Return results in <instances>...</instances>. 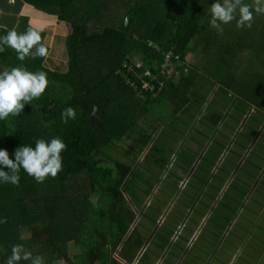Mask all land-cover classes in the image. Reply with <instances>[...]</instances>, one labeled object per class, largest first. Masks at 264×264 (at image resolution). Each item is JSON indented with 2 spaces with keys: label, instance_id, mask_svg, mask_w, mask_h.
Wrapping results in <instances>:
<instances>
[{
  "label": "trees",
  "instance_id": "trees-1",
  "mask_svg": "<svg viewBox=\"0 0 264 264\" xmlns=\"http://www.w3.org/2000/svg\"><path fill=\"white\" fill-rule=\"evenodd\" d=\"M18 1L24 5V16L44 15L68 26L67 70H49L46 58L28 56L21 62L11 48L0 53V71L23 64L29 71L46 72L49 81L45 93L20 116L0 121V149L14 159L17 147H34L36 139L52 137L61 138L66 149L62 171L55 178L37 183L21 170L18 186L0 183V220H7L0 223V264H6L14 244L42 256L45 264H71V245L79 250L74 264H118L112 258L116 249L125 242L137 251L144 238L137 235L133 245L135 211L129 206L141 214L139 227L155 226L156 203L144 206L155 183L169 185V190L160 191L170 200L179 183H186L196 192L184 188L181 196L191 203L202 193L206 206L215 199L210 188L225 182L218 171L237 167L234 158L239 153L230 149L223 133L235 126L224 118L239 123L252 105L264 112L257 76L264 70L263 15L254 16L251 30L237 29L233 21L223 25L221 34L208 24L213 0ZM43 26L33 19L15 27L19 32L31 27L44 41ZM136 54L142 63L138 68ZM196 54L203 58L187 61ZM167 62L170 66L163 68ZM147 69L152 77L144 75ZM144 83L151 88H144ZM229 105L239 115H225ZM67 107L75 109L76 118L64 123L60 114ZM243 136L236 142L249 156L264 150V138L250 151L252 139ZM223 153V165L213 175ZM226 198L243 205V194L231 191ZM188 201L178 200L174 206L187 207ZM227 206L221 203L217 219ZM159 232L157 240L163 236L160 228ZM163 238L164 243L169 239ZM127 252L122 250L119 257L131 262L133 256Z\"/></svg>",
  "mask_w": 264,
  "mask_h": 264
},
{
  "label": "crops",
  "instance_id": "crops-1",
  "mask_svg": "<svg viewBox=\"0 0 264 264\" xmlns=\"http://www.w3.org/2000/svg\"><path fill=\"white\" fill-rule=\"evenodd\" d=\"M0 8L12 13L11 15L0 17V24L6 25L8 28H10L9 24L16 26L25 20H38V17L24 16V5H21L18 0H15L14 4H9L8 0H0ZM53 20L56 21V19ZM38 21L43 22L40 18ZM240 106L242 107V105ZM256 108V106L252 105L248 114L243 116L239 123L233 119L231 120L230 117L224 118V122L229 121L230 125L235 126L234 130L223 131L225 138H227L226 144L230 146V149H236L239 155L234 158L237 165L236 168L228 169L229 172L227 173L218 171V176L222 177L225 182L220 186L215 187L214 185V188H210V195H215L214 201L205 203L206 206H203L201 193L195 205H193L194 202H191L187 207L180 208L182 210L181 214L172 211L174 204L166 207L162 203L157 204L155 202L156 207L154 209L158 215L154 216L155 226L150 229H147L148 225L146 223L143 228L139 227L141 214L137 212L138 215H136L135 213L134 216H138L135 217L137 221L134 222V226H136L135 233L137 234L133 237V245L136 246L137 235L144 238H142L143 240L140 239L142 244L138 246L137 251L130 249L131 245H124L125 242H123L114 252V254H117V258H113L114 254L112 255V258L118 264H213L212 262H215L216 257H212L210 260L208 258L206 262L204 260L206 259L205 255L209 253L210 246H213L214 243L216 244L214 252L218 253V250H220L219 241H216L218 234L224 240L234 234V252L228 264H236L239 259L243 260L244 255L242 252L245 250L249 253L253 252L252 236L259 231L261 222L264 227V150L259 149L253 157L249 156L247 152L241 149L236 140L243 141V133L248 135L252 139L249 149L251 151L264 138V112H256ZM227 109L229 111L225 115H239L236 108L234 109L229 105ZM247 126L249 127L245 128ZM252 126L255 127V130ZM219 128H221V125H219ZM257 128L259 131H257ZM218 137L221 138L220 136ZM204 151L201 154H204ZM226 154L223 153L221 159L219 158L216 162L212 172L213 175L223 165L222 160L225 159ZM192 170H194V167ZM185 185L186 183H179L177 186L179 191L175 193V195H179L178 199L183 197L181 201H188L187 197L181 196L184 188L187 191L188 187ZM231 191L236 196L244 195L242 206L232 204L226 198V195L231 193ZM148 199L151 200V197H148ZM223 202H227L230 206L222 208L220 210L221 215L217 219L216 212ZM250 202H252L253 206L250 205ZM145 203L146 201H144ZM163 208L165 210H162ZM197 208L198 210L195 212ZM160 210L162 211L160 212ZM227 217H231V219ZM159 228L163 232V236L169 237L166 243H164L163 236L157 240L161 234ZM211 228L215 231L213 234L215 236L213 238L215 240L214 243L209 241L204 234V231ZM146 229L149 231L147 232ZM240 240H242V245L239 243ZM246 241L247 244L245 246L244 242ZM204 245H206L205 250ZM122 250L132 254L133 259L131 262L120 259L119 255ZM217 262L221 264L220 259Z\"/></svg>",
  "mask_w": 264,
  "mask_h": 264
},
{
  "label": "clouds",
  "instance_id": "clouds-1",
  "mask_svg": "<svg viewBox=\"0 0 264 264\" xmlns=\"http://www.w3.org/2000/svg\"><path fill=\"white\" fill-rule=\"evenodd\" d=\"M14 4L15 0H8ZM208 24L210 29L223 33V25L235 21L237 29H250L255 15H264V0H213L208 6ZM0 8V17L11 15ZM0 53L6 48H11L17 54V59L23 62L26 57L47 58L49 49L43 41L41 33L31 27L19 32L15 26L8 28L0 24ZM34 50V51H33ZM49 81L44 71H29L23 66H14L0 71V121H6L9 116L18 117L26 105L40 98L46 91ZM96 109L93 107L92 112ZM61 119L67 123L76 118V111L67 107L61 112ZM66 144L59 137L48 140L36 139L32 145H22L14 150V159H11L6 149H0V183L19 185L20 172L23 170L37 183H43L46 178H55L62 171V152ZM8 169L4 171L3 169ZM6 218L0 223H6ZM21 261L29 264H45L40 255L33 253L22 244H14L10 255L7 256L6 264H20Z\"/></svg>",
  "mask_w": 264,
  "mask_h": 264
},
{
  "label": "rangeland",
  "instance_id": "rangeland-1",
  "mask_svg": "<svg viewBox=\"0 0 264 264\" xmlns=\"http://www.w3.org/2000/svg\"><path fill=\"white\" fill-rule=\"evenodd\" d=\"M245 1L248 2L250 0H245ZM33 7L38 9V3L34 2ZM40 12H42V11H40ZM44 13L45 12H43V14ZM42 16H43V18H42ZM257 16H259V15H257ZM260 16H262V15H260ZM39 18L44 23V26L42 27V31L47 32V35L44 39V42L47 43V46L49 49V55L46 58L44 65L46 66V68H48L49 70H52V71L66 72V70H67V68H66L67 57H66V52H65V48H64V39L66 38L67 33H68V26L65 23L56 22L55 20L52 21V19H55V18L45 17L44 15L38 16V20H39ZM262 18H264V15L262 16ZM25 21H27V20H25ZM234 25H235V23H234ZM244 30L247 31L248 28L242 29V31H244ZM250 30H251V28H250ZM223 33H224V31H223ZM188 57H189V59L187 61L191 62L194 57H196L197 61L199 59H202L203 55H201V54L197 55L196 54V56H193V57L188 56ZM133 60L136 63L137 68L142 65V63L140 62V55L139 54H136L135 56H133ZM203 60L206 61L205 56H204ZM167 64H168V66H170V64L167 62L163 65V68H165L167 66ZM171 66H172V63H171ZM127 67L129 69V66H127ZM145 67L149 68V66H145ZM257 74H258L257 75L258 78L261 77L260 78V80L262 81L261 86L263 87L262 97L259 99V102H260L259 106L264 107V70H258ZM144 75L152 77L149 69L145 70ZM125 77H126V75H125ZM149 87H150V85H149ZM259 96H260V94H259ZM169 171H170V167H168L167 173ZM150 177L151 176H149L148 178H150ZM148 178L146 179V181H148ZM163 179H164V176H162V180ZM162 189H163V191L169 190V185L166 184V185H164V187H160V183H157V184L155 183L154 190L152 191L150 197L151 198L154 197V198L158 199L159 201L149 200L150 198L148 199V197H147L145 199V201H146L145 207H147L149 204L151 205L155 202H157V204L162 203L163 206L166 205V207H169V205H173V204L175 205L178 200L183 199V198L178 199L179 195L178 196L174 195L173 199H171V200L168 197H166L167 199H165L164 195H162L161 191H160ZM171 190H173V189H171ZM188 190L193 191L194 193L196 192V189L194 187H188ZM190 193H192V192H190ZM91 200L93 203H95L97 200V197L93 195ZM126 200L128 201L127 197H126ZM187 203H189V202H187ZM180 205H179V203H177V206L179 207V209H180ZM193 205H195V202L193 203ZM129 207L132 211H135L136 215H138V213H137L138 210H136L132 205H130ZM152 208H155V207L152 206ZM173 209L175 211L179 210L178 208H175V206ZM181 209H183V208H181ZM162 210H165V208H163ZM162 210H160V212ZM197 210H198V208L195 209V212ZM173 214H175V213H173ZM135 217H138V216H135ZM173 219H174V217H173ZM136 221L137 220H135V222ZM144 222L145 221H143V223ZM261 223L259 226V231L255 235L252 236L253 252L249 253L246 250L243 251L242 252L244 255L243 260L239 259L236 262V264H264V227L262 226ZM146 231L148 232L149 230L146 229ZM214 232L215 231L212 228L204 231L206 238L209 241H211L212 243L215 242V240H213V238L215 237L213 235ZM233 236H234V234L231 235L230 237H228L226 240H224V239H221V236L218 234V236H216V241H219L220 250H218V253L214 252V249L216 246V244L214 243L213 246H210L209 253H207L205 255L206 259L204 260V262L208 261V258L210 260L212 257H216L215 262H212L213 264H220L217 262L218 259L221 260V264H224V263L228 264L231 257H232V254L234 252L233 251V241H234ZM239 243H240V245H242V240H240ZM246 244H247V241L244 242L245 246H246ZM205 249H206V245H204V250ZM78 252H79V250L77 247H74L72 245L69 246V254L68 255H69V258L71 260L70 262H72L71 264H74L73 258L78 254ZM116 256H117V254L115 253L113 258H117ZM245 259H246V262H245ZM54 264H61V262L57 261ZM77 264H80V263L78 262Z\"/></svg>",
  "mask_w": 264,
  "mask_h": 264
},
{
  "label": "built area",
  "instance_id": "built-area-1",
  "mask_svg": "<svg viewBox=\"0 0 264 264\" xmlns=\"http://www.w3.org/2000/svg\"><path fill=\"white\" fill-rule=\"evenodd\" d=\"M166 67H169L168 64ZM153 78L156 79V77H153ZM148 87H149V83H144V88H148ZM149 88H151V86Z\"/></svg>",
  "mask_w": 264,
  "mask_h": 264
}]
</instances>
